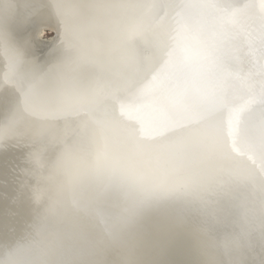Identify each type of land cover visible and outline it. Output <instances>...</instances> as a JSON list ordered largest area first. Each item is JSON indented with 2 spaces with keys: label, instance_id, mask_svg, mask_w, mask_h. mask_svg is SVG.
Segmentation results:
<instances>
[{
  "label": "bare ground",
  "instance_id": "bare-ground-1",
  "mask_svg": "<svg viewBox=\"0 0 264 264\" xmlns=\"http://www.w3.org/2000/svg\"><path fill=\"white\" fill-rule=\"evenodd\" d=\"M0 264H264V0H0Z\"/></svg>",
  "mask_w": 264,
  "mask_h": 264
},
{
  "label": "snow or ice",
  "instance_id": "snow-or-ice-1",
  "mask_svg": "<svg viewBox=\"0 0 264 264\" xmlns=\"http://www.w3.org/2000/svg\"><path fill=\"white\" fill-rule=\"evenodd\" d=\"M12 100L7 96H0V106H10Z\"/></svg>",
  "mask_w": 264,
  "mask_h": 264
}]
</instances>
